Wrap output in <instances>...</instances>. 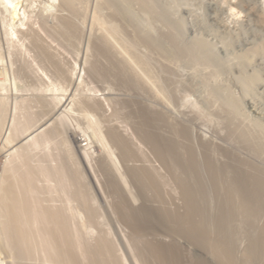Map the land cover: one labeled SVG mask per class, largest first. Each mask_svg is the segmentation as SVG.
Returning <instances> with one entry per match:
<instances>
[{"label":"bare ground","instance_id":"bare-ground-1","mask_svg":"<svg viewBox=\"0 0 264 264\" xmlns=\"http://www.w3.org/2000/svg\"><path fill=\"white\" fill-rule=\"evenodd\" d=\"M23 1L0 0V150L5 151L0 157V264L126 263L127 257L120 254V249L108 236V231H103L107 235L99 232L98 236L91 239H88L92 237H88L89 231L86 232L88 238L84 234L91 229L90 223L97 214H94V206L90 205L89 199L92 201V197L88 183L81 186L77 182V174L85 178L84 180L87 178L84 177L86 168L83 170L85 172L81 170L80 159L90 167L93 166L94 170L98 168L105 177L106 188L115 196L118 217L128 227L131 233L128 235L134 241V249L131 247L133 254L135 251L137 253L134 258L138 255L141 262L264 264V125H255L257 129L260 127V132L255 134L253 131L256 128L251 130L242 126L244 124H238L235 121L238 118L236 111L234 113L233 107L231 110L232 103H225V91L219 88L213 89L209 97L212 96L211 101L218 104L219 112L226 115L224 131H227V136H222L223 141L203 136L189 116L175 115L167 107L170 99L166 86L173 87L176 82L168 61L177 55V50L183 54L187 50L177 42L180 37L175 33L176 30L167 33L164 32L167 28L160 26L158 29L164 30L163 39L147 29L145 33L143 24L135 20L138 17L134 18L132 13L129 14L130 9L123 7V1L96 2H100V8L105 7L110 19L120 21L115 24L124 26L119 28L115 25V29L119 30H110L114 35L123 31L122 28L135 31L141 47L138 49L141 61L139 58H132L130 52L133 49L129 50L127 45H121V39H117V42L122 48L118 47L116 39L114 40L118 36L114 37L106 31L108 25H105V16L101 18L94 14L91 17L89 2L85 4V0H41L43 7L34 15L27 13L26 8L22 13ZM140 1L141 4L147 2ZM147 3L152 7L153 0ZM251 5V11L257 17L254 20L264 23L261 5ZM54 8L53 13L51 10ZM150 8L146 10L150 11ZM99 9L97 8V12ZM44 10L51 11L50 16H55L54 20H57V24L53 22V28L50 25L45 27L57 32L59 35L55 39L61 38L65 43L72 42L71 39L81 40L87 24H92L87 31L91 30L90 37H87L90 38L87 52L92 51V57L89 59L84 56L87 58L84 61L88 64L85 63L88 73L109 79L127 93V97L121 101L122 108H126L129 115H132V122L137 134L141 136V142L149 147L159 161V167L144 156L146 154L143 151L144 154L139 155L135 144L130 140L132 136L128 134L127 137L124 134L126 132L123 133L111 121L96 124L100 136L109 147L105 151H98L96 157L89 151L92 139L88 134H83L87 139L86 143L81 142V137L76 133L69 134L65 126L66 112L72 108L76 93L69 96L67 92L69 88L79 84L75 75L80 72H69L70 69L67 71L69 67L66 63L67 68H64V64L63 67L59 65L64 61L58 60V66L55 65L58 69L54 72L45 71L44 75L43 72L30 73L31 67L28 69L26 66L31 63L26 58L27 52L31 56V50L38 58L43 56L52 59L61 54H57L59 51L57 52L56 47L55 50L52 48L49 40L48 44L45 42L46 38L43 39V35L38 33L39 28L34 26L36 22L47 25L46 18L49 15ZM153 11L155 9L151 13ZM160 12L162 11L159 10ZM34 16L38 19H33ZM125 31L124 34H127ZM57 34L53 33V36ZM231 36L230 41L233 44H241L239 42L245 39L237 31L232 32ZM260 40L244 47L245 50L239 56L241 63L260 66V70L264 71L263 37ZM185 47L188 48L187 45ZM24 53L25 56L19 55ZM188 53H192V49ZM135 55L138 56L137 53ZM19 56L25 57L28 63L24 62V68L19 66L16 71L14 67L17 74L15 78L18 77L22 84L19 85L20 82L16 81L18 84L12 87L13 82L9 81L8 73L9 70L12 71L15 63L18 65ZM134 59L135 62L138 60V64L141 62V80L137 78L140 72L134 69L136 65H132ZM45 60L47 59L44 62ZM52 61L55 62L53 59ZM50 63L47 67H51ZM41 67V71H44L46 65ZM154 69L162 74L158 76ZM152 73L157 75V82L152 81ZM15 78L12 77L11 80ZM80 101L91 111L103 108L101 102L92 96ZM36 105L40 107L38 112H31ZM62 135L65 148L55 145L54 149V140ZM39 150H45L44 157L49 156V163H45V158L41 156V159L40 155L38 158L31 156L39 153ZM138 156H141L139 163ZM31 157L37 159L33 160ZM119 162L125 164V176H122L132 181L137 189L136 196H131L132 194H127L122 189L113 168ZM43 177L57 181V195L51 199L41 194L43 187L40 181ZM174 186L178 191L172 188ZM76 199L84 204L81 208L84 207L83 211L87 213L86 220L80 218L82 209L79 210L77 204H74ZM93 223L95 220L92 225ZM8 256L13 258L11 262L6 261Z\"/></svg>","mask_w":264,"mask_h":264},{"label":"rangeland","instance_id":"rangeland-1","mask_svg":"<svg viewBox=\"0 0 264 264\" xmlns=\"http://www.w3.org/2000/svg\"><path fill=\"white\" fill-rule=\"evenodd\" d=\"M31 1H33V2H31ZM96 1L97 0H91V1L85 0L84 1V3L86 2L85 4H87V2H89V4H90V5L88 4L90 7L89 8L90 9L89 14L91 15V17H93L94 14L97 16L99 15L101 18L103 16H105L104 18L106 21H104V22H106L105 25L106 24L108 25V26L106 25L107 26L106 31H108L109 34L114 35V32L112 33V32H110V30L112 31L113 29H115V25H117L115 23L116 22L118 23L120 21L118 19H110L109 16L107 15L105 7L100 8L99 7L100 2H96ZM122 1H123L122 5L123 4L126 5V6L123 5V7H125V8L129 7V9H130L129 14L132 13V17H134V16L138 17L135 20H139V22L143 24V25L140 24V26L141 25L143 26L144 32L147 29V31L153 32L156 35H158L160 37V39H163L162 36H163L164 32L168 33L169 31H172V33H173L176 30L175 33H177L178 36L180 37V40L177 39V42L180 44V46L184 47L185 50H187L186 53L184 52V54L182 53V51L179 52L177 50V53H175V55L177 54V55H180L181 57L180 56L178 57L176 55L175 56L176 58L174 57L173 59H170L171 61L173 60L172 62H170V60L168 61V65H169L171 71L173 72V75L175 76L176 82H175V85L173 87L166 86V89H167L166 92H167V95L170 99V101H169L170 103H168L167 107L169 106L168 108L170 110L172 109L171 111L175 115L181 116V117H184V116L188 117L189 116V118L193 120L192 122L195 125V127L197 128V130H200L199 132L202 133L203 136L205 135L206 138H211L214 140H218V141L222 140L223 141L222 136L223 137L227 136L226 135L227 131H224V129H225L224 128V122H225V116L226 115H223L222 112H219L220 110H218V109H220V108L217 107L218 104H214V100L211 101L210 97H212V96L209 97V95L212 94L213 89L219 88V89L225 91V93L227 92L226 93L227 95L224 93L225 103L227 105H228V103H232L233 106H231V110L234 108L233 109L234 113L236 111L235 114L238 116V118H236L235 121L238 124H240V125L244 124L242 126H245L249 129L251 128V130H253V129L256 130L257 129L256 127L259 126L258 124L264 125V71L260 70V66L257 67L256 65H253L254 66L253 67L251 65L244 64L243 62L241 63V60H240L241 56H239L240 54L243 53V50H245V48H247V46H249V44L251 45V44H253V42L255 43V41L257 42L258 40L261 41L260 39H262V37L264 39V23H259L257 20H254V18H257V17L251 11V6H252L251 4H257V5L259 4V6L261 5L260 6V7H262L261 10L263 9V11H264V0H245V1L244 0H215V1L214 0H208V1L207 0H156V1L153 0L152 7L150 4L147 5L148 4L147 2L149 1L151 3L152 0H147V2H144L143 4H141L140 0L139 1L138 0H125V2H124V0H121V2ZM137 1L140 2V4ZM91 2H92V4H91ZM21 5H22V13H23L24 8H26L27 13L34 14V15L43 7L41 0H24L23 4H21ZM145 6L147 8L151 7L150 11H147L146 10L147 8L145 9ZM97 8L98 9L100 8L99 10H101V12L98 10V12H99L98 13ZM153 9H155V12L153 11L151 13V10H153ZM54 10H55V8L52 9L51 11L54 13L55 12ZM159 10L162 12L159 13ZM51 11L47 10V12H46L44 10V12L46 14L48 13V15H49L46 18V21H48V22H46L47 25H42V23L38 24V22L35 21L36 23L34 24V26L36 28L37 27L39 28V29L37 28L39 30V32L38 31L37 32L41 33L40 34L41 36L43 35L42 38L43 39H44V37L46 38L47 41L45 40V42L47 43L50 41L49 43H51V45L53 46L52 48L55 50V47H56L57 52L59 51L57 54H60V53L61 54L56 56V58H52L55 61V62H53L52 59L48 58V57L39 56V58H40L39 59L37 57L38 55H35L34 54L35 52L31 50V52H30L31 56L29 55L28 52H27V54L29 57L26 55V58L29 59V60L27 59V61L28 62L31 61L30 64L28 62H26L25 61L26 58L23 57V56H25L26 53L19 54V55H23L22 57L24 59L21 56H19L18 58H20L21 61L18 59L19 62H18V60L16 61V62H18V65H15V64H17V63H15L14 66L12 67V71L9 70V73H8L9 74L8 75L9 81L14 83L13 84L10 82L12 87L15 84H18V83H16V81H18V79H17L18 77L15 78V76H17V74L14 72V67H16L15 71H16L17 67H19V66L24 68V66H25L24 62H26V64L28 63L26 65L28 69L30 67H31L30 69H32V68L35 69L33 71L32 70L30 71V69H29L30 73L36 74L39 72L41 74L43 72L42 74L44 75L45 71L54 72L55 69L57 70L58 67L56 68L55 65L58 66V64H59L58 61H64V63L60 62L59 65H61L63 67V64H64V68L69 67L67 69V71L70 69L69 72H72V70H73V73L77 72V71L80 72L79 74L75 75L76 79H79L77 81V84H78V82H79V84L77 85V87L75 85L74 86L75 88L74 87L69 88V90H68L69 92H67L69 96L76 93V94H74L75 100L72 102L73 103L72 108H69L66 112L65 126H66L67 131H69V134L70 133L71 134L76 133L78 136L81 137V139H82L81 142H83V143L87 142V139H85V136L83 137V134H85V133L88 134L90 139H92L91 145L93 146L92 147L90 145L89 151L92 152V156L94 154L93 157H96L98 151H100V150L105 151L109 148L106 145V143L104 142V140L102 139V137L100 136L99 127H97L98 125H96V124L97 123L101 124V122L103 124H105L106 123L105 121H107V122L111 121L112 123H116L119 126V129L123 133L126 132L124 134L127 135V137H128V134H129V136L130 135L132 136V138L130 137L131 139L130 138L129 139L131 140V142L133 144H135L134 145L135 150L137 152H139L138 153L139 155H141V153L142 154L145 153L146 155H144V156H147L149 159L152 160V162L154 164L157 165V167H159V161L154 157V154H152L149 147L146 146L143 142H141V138H140L141 136L137 134L138 132L134 128V125L132 122V119H133L132 115H129V112H127L126 108H122L121 101H123V99H125L127 97V93L124 90H122L120 87L115 85L109 79L102 78V77L98 78L94 75L91 76L92 74L90 75L88 73L89 72L88 68H86V66L88 64L84 60H86L87 58L91 59V57H92V51H90V53L87 52V48L89 46V40L88 39H90L87 37H90L89 33H91V30L89 32H87V31L89 30V26L91 29L92 24H87L88 29L84 27L86 24L83 26L86 29V30L84 29L85 33L83 35L85 38L82 37V39L84 38L85 40L81 39L83 43L81 42V40H79L80 41L79 42L75 39L74 40L71 39L72 42H70V41L66 42L67 44L69 43L67 45L64 41H62L61 38H59L61 40H59L58 38L55 39V37H58V35H59V34H57V32H55L53 29H52V31H51V29L48 30L45 27V26L48 27V25H50V27L53 28L54 25L57 24L56 23L57 20H54V18L56 19V17L50 16V14H52ZM250 11L252 14L250 13ZM102 12H103V14H102ZM105 13H106V15H105ZM156 14H157V17H156ZM32 18L36 19V20L38 19V17H36V16H34ZM159 18L160 19L163 18V19L158 20ZM164 19H166L165 20L166 22L164 21ZM52 20H54V21H52ZM53 22H55V24ZM167 22L169 24H166ZM51 23H53V25ZM165 24H166V26H165ZM119 25H121V24H119ZM119 25H117V26L119 27ZM174 25H175V27H174ZM39 26H41L42 28ZM160 26H162L163 29L167 28L168 30L166 29L164 31L163 29H158V28H161ZM44 27L46 28L47 31L44 30L45 29ZM121 27H124V26H120L119 28H121ZM119 28H118V30H119ZM241 28H242V30H241ZM122 29H123V31L118 32V34L115 32L116 34L114 35V37L115 36H118V37H115L114 40L116 39L115 41L117 42V39L118 40L121 39V41H119V43L121 42V45L122 44H124L123 46L127 45L126 47L130 48L129 50L133 49L130 52L131 53L130 55L132 56V58L136 57L137 59L139 58V60L141 61V57H140L139 52H138V49L141 48L140 43L137 40L138 36L136 35L135 31L134 30L132 31L130 28L129 29L122 28ZM115 30H113V31H115ZM118 30H116V31H118ZM125 30H128V31H125ZM160 30H162V32H160ZM234 30L237 32H241L242 37H243L244 32H245V35H244L245 37H243V39L244 38L245 39L241 40L242 42L241 41L239 42L241 44L231 43L232 41H230V39H232L231 38L232 32L235 33ZM244 30H246L247 32ZM124 31L127 34H124ZM158 31L160 34L158 33ZM52 32L57 34V35L53 36ZM145 33H147V32H145ZM175 33H174V36H175ZM139 36H141V32L139 33ZM122 38H125V39H122ZM26 41H29V40H26ZM124 42H126V43H124ZM164 42H166V41L164 40ZM198 42H200V43H198ZM28 43L30 44V42H28ZM119 43L117 42L116 44L118 45ZM127 43H129V44H127ZM131 45H133V46H131ZM184 45L185 46L187 45V47L189 49L191 48L192 53H188L189 51H191V49L188 50V48H186ZM204 46H206V47L204 48ZM118 47L122 48V46H119V45H118ZM83 48H84V50H83ZM196 48L198 51H196ZM208 52H210V53H208ZM136 53L138 56L135 55ZM33 54L36 56L35 58H37V59L34 58ZM85 54H87L88 56ZM89 55H91V56H89ZM59 56H61V59ZM84 56H86L87 58H84ZM33 58H34V60H33ZM43 58L47 59V60H45L46 63L44 62ZM236 58H237V60H236ZM135 59L133 60L134 63L132 62L133 63L132 65H133V67L136 65V67H134V69L137 70L138 73L140 72L139 76L137 75V78L139 77L141 80V75H140L141 74V64H140L141 62L139 61V64H138V60H137V62H135L136 61ZM22 61H23V64L21 63ZM33 61H35V62H33ZM50 61H51V63H50ZM42 62H44V64H42ZM237 62H238V65H237ZM19 63H21V64H19ZM49 63H50V65L52 64L55 68L52 65H51V67L50 66L47 67V65H49ZM65 63L67 65V67H66ZM205 64H206V66H205ZM38 65H40V66H38ZM44 65H46L47 68L44 67ZM84 65H85V67H84ZM153 65H155V63ZM41 66L44 67L43 68L44 71L43 70L41 71V69H42ZM239 66H241V68H239ZM243 66H244V68H242ZM49 68H50V70H49ZM74 70H77V71H74ZM12 72H14L13 73L14 76H13ZM69 72H68V74H69ZM154 72L155 73L157 72L156 74L158 76H160V74H162L159 72V70L156 71L154 69ZM78 75H79V77H78ZM152 75H154V74L152 73ZM157 75H154V77H152L153 78L152 81L157 82V80H156ZM12 77L15 78L16 80L15 79L11 80ZM80 81H82V82H80ZM18 82H20L19 85L22 84L21 80ZM74 89H76V90H74ZM209 93H211V94H209ZM87 96L88 97L92 96L99 103L101 102V105H103V108H100L96 111L95 110L91 111L89 108L85 107L82 104L84 102H81L80 100L86 98ZM237 99H238V101H237ZM212 104H213V106H212ZM214 105H216V106H214ZM215 108H217V109H215ZM38 109H40V107L36 105V106H34V108H32L33 111H31V112H38ZM237 112H238V114H237ZM240 114H242V115H240ZM106 115H107V117H106ZM246 118H248V119H246ZM132 125H133V128H132ZM255 125H256V127H255ZM259 128L255 132L253 131V133L256 134V132H257V134H258V132H260V131H258ZM57 137L58 138H56L54 140L55 142L53 143L54 149L57 145H58L57 147H59L61 149L65 148V143L63 142L64 139L62 138L63 135L57 136ZM37 150L38 149H35V151H37ZM56 151H57V149H56ZM3 152H5V151L0 150V157L4 154ZM44 154H45V150L44 151L39 150V153L36 152L35 155L32 154L31 156H34V157L37 156V158H38V156L40 155L39 157L41 158V156H42V158H43ZM34 157H31V158L33 160L37 159ZM44 158H45L44 159L45 163H47V161L49 163V156L45 155ZM46 158H47V160H46ZM80 158H82V157L80 156ZM120 160L121 159L119 158V161ZM137 162L138 163L141 162V156H138ZM86 163L87 162H85L84 160L82 161L80 159L79 164H80L81 170L83 171L86 168V170H85L86 172L85 171H83V172H85L84 177L87 176V178H86L87 181L84 180L85 178L84 179L81 178L78 174H77L78 177H76V178H77V182L79 183V185L81 184V186L85 185V183L86 184L88 183L87 185L91 189L90 195L92 197V201H91V199H89V201L91 202L90 205L92 204L91 206L92 207L94 206L93 207L94 208V214H97L96 215L97 217H94L95 223H93V225H92V222L94 220L90 223L92 226L90 225L91 227L89 226V228H91V229L84 232L85 236L87 235L86 232H88V231H89L88 237L92 236L90 238H88L86 236L88 239H91V238L98 236L101 232H102V234L107 235V233H103V231L104 230L106 232L108 231V233H109L108 236L111 239H113L115 244H117L118 248L120 249L119 250L120 254L122 253L121 255H123L125 258L127 257L126 263H124V264H142L143 263V262H141L142 260L140 258H137V257H139L138 255H135L136 259L134 258V254H137L136 251L133 254L134 250H132V248L134 249V246H135L134 241L131 238V236H129V235H131L130 230H128V227H126L125 223L122 222V220H120V217H118L119 215L116 212L117 210L115 209L116 208L115 196L108 188H106L107 185H105V177L102 175V172L98 168H96V170H94L92 168L93 166L90 167V165L88 163L87 164ZM119 164H121V163L119 162L117 167L119 166ZM124 166H125V164L122 162V164L118 167V168L121 167L119 170H117L118 168L114 167V166H113V168L116 170V172L114 169L113 170L119 178L118 180L120 182L121 187H123L122 189L127 194H130V195L132 194L131 196H133V195L136 196L137 189H136V187H134V184L132 183V181L127 179L126 177L125 178L123 177V176H125L123 173V169L125 168ZM161 170L163 172H165L162 167H161ZM56 183H57V181L55 179H51V178L50 179H46V178L42 179L40 181V184L43 187L42 188L43 191L41 194H43L44 197H47L50 199L52 197L56 196L57 195V192L55 191ZM170 186H173V185L170 184ZM172 188L174 190L178 191L176 186H174ZM74 202H73L74 204H77V206H78L77 208H79V210L82 209V211H80L81 212L80 213L81 214V217H80L81 220L82 219L86 220L87 213H86V211H83V210H85L84 207L81 208V205L84 206V204L80 200H77V199ZM1 212L2 211L0 209V213ZM95 212H97V213H95ZM82 214H84L85 216ZM82 216H84L85 219H84V217L82 218ZM95 218H98V219H95ZM0 219H1V216H0ZM89 233L92 235H90ZM128 242L131 243V246ZM138 259H139V261H138ZM12 260H13V258L11 256L10 257L8 256L6 261L11 262ZM32 261L34 262V260H32ZM46 264H49V263H46ZM143 264H146V263L144 262Z\"/></svg>","mask_w":264,"mask_h":264}]
</instances>
